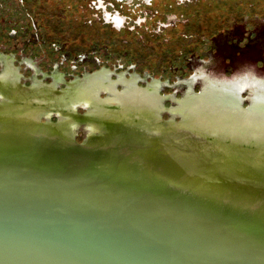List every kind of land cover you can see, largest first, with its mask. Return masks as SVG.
Returning <instances> with one entry per match:
<instances>
[{"label":"water","instance_id":"obj_1","mask_svg":"<svg viewBox=\"0 0 264 264\" xmlns=\"http://www.w3.org/2000/svg\"><path fill=\"white\" fill-rule=\"evenodd\" d=\"M0 264H264V56L0 0Z\"/></svg>","mask_w":264,"mask_h":264},{"label":"rangeland","instance_id":"obj_2","mask_svg":"<svg viewBox=\"0 0 264 264\" xmlns=\"http://www.w3.org/2000/svg\"><path fill=\"white\" fill-rule=\"evenodd\" d=\"M57 1L264 56V0Z\"/></svg>","mask_w":264,"mask_h":264},{"label":"trees","instance_id":"obj_3","mask_svg":"<svg viewBox=\"0 0 264 264\" xmlns=\"http://www.w3.org/2000/svg\"><path fill=\"white\" fill-rule=\"evenodd\" d=\"M39 25H43L42 22H40ZM28 26H30V25L28 24ZM232 29H233V27H232ZM230 30H231V28H229V29H224V31H227V32H229ZM215 39H216V38H215ZM43 42H44V44L47 43L46 41H43ZM48 44L50 45V43H48ZM78 54H79V53H78ZM78 54H77V55H78ZM74 59H75V60H78L79 58H78V56H77V58L75 57Z\"/></svg>","mask_w":264,"mask_h":264}]
</instances>
